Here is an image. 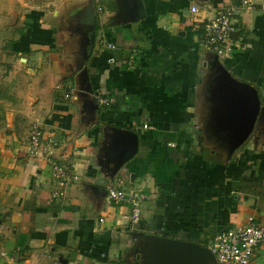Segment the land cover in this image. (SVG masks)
<instances>
[{
    "label": "crops",
    "instance_id": "1",
    "mask_svg": "<svg viewBox=\"0 0 264 264\" xmlns=\"http://www.w3.org/2000/svg\"><path fill=\"white\" fill-rule=\"evenodd\" d=\"M252 1L107 0L98 13L94 0H55L59 15H29L12 46L21 58L0 69L3 264H151L149 236L210 249L264 225V0ZM223 10L235 30L219 56L201 39ZM62 20L89 27L57 34ZM53 162L76 177L60 200ZM118 182L151 195L141 223L107 199Z\"/></svg>",
    "mask_w": 264,
    "mask_h": 264
},
{
    "label": "built area",
    "instance_id": "2",
    "mask_svg": "<svg viewBox=\"0 0 264 264\" xmlns=\"http://www.w3.org/2000/svg\"><path fill=\"white\" fill-rule=\"evenodd\" d=\"M106 1L94 0L98 13L104 11ZM240 7L244 11H250L253 8V1L240 0ZM191 12L198 13V7L193 6ZM234 27L235 13L229 10L219 11L204 25L201 43L205 50L219 56L227 55L233 47L231 35L235 30ZM108 47L113 49L115 46L109 44ZM131 61L133 62V57ZM96 99L101 106L112 104L111 100L99 95ZM42 140V132L36 125L32 128L29 139V151L32 155L38 154ZM52 166L53 185L55 187L53 198L64 199L76 177L58 163L53 162ZM107 199L110 202L126 203L130 207L129 220L132 225H137L142 221V205L151 199V195L142 189L124 188L118 182L116 186L108 190ZM261 244H264V225L248 224L218 234L211 244L210 251L216 257L218 264H251L254 253ZM0 264H3L2 255H0Z\"/></svg>",
    "mask_w": 264,
    "mask_h": 264
},
{
    "label": "rangeland",
    "instance_id": "3",
    "mask_svg": "<svg viewBox=\"0 0 264 264\" xmlns=\"http://www.w3.org/2000/svg\"><path fill=\"white\" fill-rule=\"evenodd\" d=\"M52 2H55V0H0V69L2 71L8 67L12 68L13 64L10 62H18V59L21 58L20 55L18 56L13 51L12 46L14 42L18 41L19 34L21 33L20 28L27 23L26 19L30 17V14L33 12H45L48 14V12L51 13L57 9L55 15H59L58 10H60V6L54 7L51 5L48 7V4ZM64 23L62 20L58 28H56L57 34H62L65 30L77 34L80 32L82 34L89 27L87 25L84 26V24L81 26L78 21L66 26ZM62 38L63 41H72L74 45L78 46V36L71 38L68 35L66 37L62 35L60 39ZM72 56L75 55L72 53ZM7 70L9 71V69ZM145 204L142 205V208Z\"/></svg>",
    "mask_w": 264,
    "mask_h": 264
},
{
    "label": "water",
    "instance_id": "4",
    "mask_svg": "<svg viewBox=\"0 0 264 264\" xmlns=\"http://www.w3.org/2000/svg\"><path fill=\"white\" fill-rule=\"evenodd\" d=\"M243 87V86H241ZM252 93L254 89L245 86ZM151 250L148 259L151 264H218L208 247L197 243L162 236H149Z\"/></svg>",
    "mask_w": 264,
    "mask_h": 264
}]
</instances>
